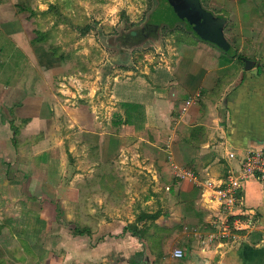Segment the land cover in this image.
I'll return each mask as SVG.
<instances>
[{
  "label": "crops",
  "instance_id": "1",
  "mask_svg": "<svg viewBox=\"0 0 264 264\" xmlns=\"http://www.w3.org/2000/svg\"><path fill=\"white\" fill-rule=\"evenodd\" d=\"M199 2L228 48L177 29L165 63L126 69L106 102L63 105L78 136L63 150L54 36L39 34L38 1L0 0V264H264V179L237 191L227 236L213 191L264 144V0Z\"/></svg>",
  "mask_w": 264,
  "mask_h": 264
},
{
  "label": "rangeland",
  "instance_id": "2",
  "mask_svg": "<svg viewBox=\"0 0 264 264\" xmlns=\"http://www.w3.org/2000/svg\"><path fill=\"white\" fill-rule=\"evenodd\" d=\"M36 1L40 9L33 11V14L36 16L40 13L39 34L46 37L50 32L54 36L53 39L52 36L50 38L49 51L51 53L53 51L56 72L59 75L56 77V99L61 106H57L56 113L60 114L61 128L58 134L64 137V141L60 143L64 150L70 143L77 144L78 136L75 135V139L73 134L72 137L69 136V122L66 114H61L63 108L69 110L72 103L79 105L81 102H87L88 91H94L92 95L94 101H99L100 104V101L106 102L112 98L110 90L113 89L115 78L116 80L125 78L126 69L129 68L131 76L135 77L141 69L152 70L158 67L159 63H165L163 59H168L169 55L167 45L176 42L180 34L177 29H184V23L180 20L174 23V27L171 28L174 32L168 33V26L155 20L154 12L159 4L158 0ZM201 2L204 5L203 0ZM49 4L54 7H50ZM220 12L228 14L222 5ZM260 13L253 10L251 15L254 17ZM261 17L264 18L263 13ZM154 22L158 24L156 32ZM145 23L148 24V28L154 26L155 29L146 32L142 38H132L131 41L137 39V43L126 44L123 41L125 39L123 36L132 34V31L142 28ZM54 120L55 118L49 126L45 125L43 129L45 132L42 133L51 134L56 130ZM9 146L12 147L10 142ZM78 151L80 154V149ZM119 158L124 164L141 167L135 164L137 160L133 162L131 156L123 155ZM69 161L71 158L67 155V162ZM139 162L143 163L142 160Z\"/></svg>",
  "mask_w": 264,
  "mask_h": 264
},
{
  "label": "built area",
  "instance_id": "3",
  "mask_svg": "<svg viewBox=\"0 0 264 264\" xmlns=\"http://www.w3.org/2000/svg\"><path fill=\"white\" fill-rule=\"evenodd\" d=\"M198 94L199 92L196 91L192 96L188 97L185 100L182 109L185 110ZM228 155L229 157H233L235 153L234 151H230L228 152ZM172 166L177 176L187 177L189 179L195 178L194 173L191 170L178 166L175 162L172 163ZM253 176L259 179H264V144L256 148L244 150L240 157L238 168L235 171L229 172L223 181L213 184L214 194L220 201L222 209V215L215 217L214 222L218 228V232L222 236H227L232 232V223L229 221V216L236 203L237 191L242 187V184L246 180ZM208 183L211 184L210 182ZM172 255L180 257L183 255V250L176 247L172 250Z\"/></svg>",
  "mask_w": 264,
  "mask_h": 264
},
{
  "label": "flooded vegetation",
  "instance_id": "4",
  "mask_svg": "<svg viewBox=\"0 0 264 264\" xmlns=\"http://www.w3.org/2000/svg\"><path fill=\"white\" fill-rule=\"evenodd\" d=\"M158 1H159L158 2L159 4L156 6V10L154 12L155 20L159 21L160 24L161 23L166 24L168 26V29L173 28L175 25L174 23H178L179 20L184 23V26H183L184 30L189 31L192 34L200 35L202 37H204L206 35V33L208 32V30L210 29L209 23L207 24L205 22V20L203 18H201V16L199 14H197V12H195V11H185V10L182 11L181 10V11H179V13L176 17H172L174 15V12L172 10L173 5H176V6L180 5V4L185 2L184 0H158ZM167 7L171 8L170 9L171 12L168 11L169 14H165V12H166L165 9ZM170 14H172V15H170ZM182 22H180V23H182ZM153 25L156 28V26L158 24L155 23ZM153 27L148 28V24L145 23L142 28L132 31V34H128V35L123 36V37H125V39H123L121 36H120V38H122L126 44H130L133 42L137 43L138 42V41H136L137 39L135 41H131L132 38H142L143 36L146 35V32L154 30L155 28H153ZM156 30H157V28L155 29V32H156ZM153 35L155 36V33ZM136 36H138V37H136Z\"/></svg>",
  "mask_w": 264,
  "mask_h": 264
},
{
  "label": "water",
  "instance_id": "5",
  "mask_svg": "<svg viewBox=\"0 0 264 264\" xmlns=\"http://www.w3.org/2000/svg\"><path fill=\"white\" fill-rule=\"evenodd\" d=\"M185 2L180 5H173V12L174 15L172 17H176L179 11H195L197 14L201 16L205 20V22L210 25V29L206 33L205 37L209 38L210 40L214 41L219 46L227 49L228 42L226 41L223 31H222V24H223V17L222 16H215L212 14L211 11L204 10L199 0H184ZM170 6V5H169ZM170 7L165 9V14H169ZM163 12V13H164ZM171 12V11H170ZM172 15V14H170ZM250 61V60H248ZM247 62V61H246Z\"/></svg>",
  "mask_w": 264,
  "mask_h": 264
},
{
  "label": "trees",
  "instance_id": "6",
  "mask_svg": "<svg viewBox=\"0 0 264 264\" xmlns=\"http://www.w3.org/2000/svg\"><path fill=\"white\" fill-rule=\"evenodd\" d=\"M50 7H54L53 5H50ZM50 7H49V9H50ZM87 30V28L85 29V31ZM114 123H118V122H116L115 120H114Z\"/></svg>",
  "mask_w": 264,
  "mask_h": 264
}]
</instances>
